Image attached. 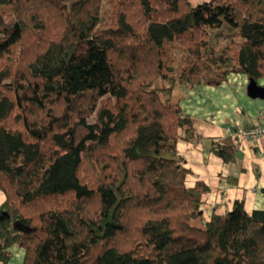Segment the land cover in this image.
<instances>
[{
	"label": "trees",
	"instance_id": "1",
	"mask_svg": "<svg viewBox=\"0 0 264 264\" xmlns=\"http://www.w3.org/2000/svg\"><path fill=\"white\" fill-rule=\"evenodd\" d=\"M230 73L264 77V0H0V263L264 264V210L193 225L209 188L176 148L173 88Z\"/></svg>",
	"mask_w": 264,
	"mask_h": 264
},
{
	"label": "crops",
	"instance_id": "2",
	"mask_svg": "<svg viewBox=\"0 0 264 264\" xmlns=\"http://www.w3.org/2000/svg\"><path fill=\"white\" fill-rule=\"evenodd\" d=\"M248 79L241 73H230L219 84L201 82L192 87L175 86L172 98L192 121L186 126V140L176 144L178 154L190 170L185 184L192 187L203 182L208 192L203 195L197 223L202 226L212 214L230 211L242 201L247 213L264 210V141H246L235 158L223 162L209 150V140L232 143L225 134L228 126H264V98H251L246 93ZM257 84L264 88V77ZM199 135L200 140H195ZM4 196L0 192V204ZM8 264H22L24 251L8 248ZM2 264V263H0Z\"/></svg>",
	"mask_w": 264,
	"mask_h": 264
},
{
	"label": "built area",
	"instance_id": "3",
	"mask_svg": "<svg viewBox=\"0 0 264 264\" xmlns=\"http://www.w3.org/2000/svg\"><path fill=\"white\" fill-rule=\"evenodd\" d=\"M225 134L232 139V145L235 150H241L242 145L246 141L263 142L264 141V126L255 125L249 127H241L238 125L228 126L225 128Z\"/></svg>",
	"mask_w": 264,
	"mask_h": 264
},
{
	"label": "rangeland",
	"instance_id": "4",
	"mask_svg": "<svg viewBox=\"0 0 264 264\" xmlns=\"http://www.w3.org/2000/svg\"><path fill=\"white\" fill-rule=\"evenodd\" d=\"M203 1H206V0H188L190 5H192V6H195V5H197ZM102 12H103V15H105V16L109 14L107 11L106 4H104V6L102 8ZM221 34H222V28H214V29L209 30V37L207 40L208 45L210 47H217V46L223 44ZM157 85L161 86V85H163V83L160 80H158ZM176 86H178V85H176ZM161 99H164V96H161ZM171 99L174 101V99L172 97H171ZM102 102H103V99L100 101L98 106L102 105ZM94 117H96V114L94 115ZM94 117L88 119L87 123H89V124L92 123L94 120ZM85 133H86V129L81 127V126H78L76 128V139L77 140L80 139ZM197 222L198 221L195 220L192 223H193V225L199 226Z\"/></svg>",
	"mask_w": 264,
	"mask_h": 264
},
{
	"label": "water",
	"instance_id": "5",
	"mask_svg": "<svg viewBox=\"0 0 264 264\" xmlns=\"http://www.w3.org/2000/svg\"><path fill=\"white\" fill-rule=\"evenodd\" d=\"M246 93L251 98H264V88L259 86L255 81L249 80L246 86Z\"/></svg>",
	"mask_w": 264,
	"mask_h": 264
}]
</instances>
